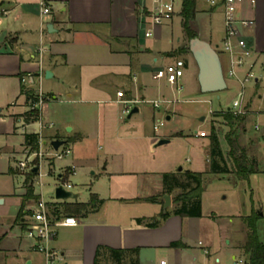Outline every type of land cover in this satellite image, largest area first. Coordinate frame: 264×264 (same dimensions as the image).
<instances>
[{
    "label": "crops",
    "instance_id": "crops-1",
    "mask_svg": "<svg viewBox=\"0 0 264 264\" xmlns=\"http://www.w3.org/2000/svg\"><path fill=\"white\" fill-rule=\"evenodd\" d=\"M201 1L196 0L192 29L206 41L208 36L212 37L202 33L197 24L199 15L203 19L217 9L206 0ZM42 4L49 8L48 14L42 12ZM153 8V0H0V256L11 258L16 264H44L24 235L34 200H24L25 176L16 172L15 161L26 148L25 133H18L22 121L16 119L25 108L22 89H41L47 95L43 91L47 86L50 100L60 113L54 117V127L42 132L43 143L47 144L48 139L64 141L71 153L59 169L73 166V176L82 177L89 189V196L83 201L75 200V195L74 199L60 202L58 213L63 214L65 202L87 203L91 194L102 200L85 217H77L78 226L57 230L52 245L62 253L64 263L93 264L97 249L102 247L137 249L139 264H186L191 248L184 226L193 218L171 215L161 219L162 212L175 208L172 199L177 192L170 194L171 205L164 211L162 175L199 171H184L181 167L176 170L179 161L173 168L155 162L157 141L166 139L170 143L182 140L183 135H152L144 124L152 125L160 107L167 114L166 120H170L171 106L178 101L168 95L175 86L156 78V71L176 60L184 62V74L189 69L192 73L195 66L189 63V55L179 52L185 39L181 0L180 9H174L172 19L161 25L151 22ZM238 16L254 22L241 32L264 67V0H256L254 5L245 2ZM146 32L152 33L146 37ZM244 72L241 69L238 73L242 76ZM247 88L245 124L248 116L255 118L254 123L258 118L264 119L258 117V112L264 111V101L256 93L257 88ZM238 94L239 91L237 97ZM133 108L138 111L128 118ZM45 115L42 109L41 117L50 119L47 111ZM201 131L205 132H198ZM198 132L196 138L200 137ZM255 134L264 140V129ZM202 138L205 143L200 144L198 152L208 171L209 140L208 136ZM249 144L255 146L252 140ZM221 150L225 153L228 147ZM256 151L248 154L259 172L261 164ZM50 162L54 165V159ZM36 177L34 193L44 199L42 190L38 192L36 188ZM261 209L256 207L252 211L258 210L261 217ZM9 217L12 219L6 220ZM154 221L159 222L157 227L146 226ZM173 242H180L181 247H170ZM199 242L202 241L197 245ZM239 244L232 245V260L238 258ZM204 247L213 254L211 245ZM209 253L204 264H222V259H212Z\"/></svg>",
    "mask_w": 264,
    "mask_h": 264
},
{
    "label": "rangeland",
    "instance_id": "rangeland-1",
    "mask_svg": "<svg viewBox=\"0 0 264 264\" xmlns=\"http://www.w3.org/2000/svg\"><path fill=\"white\" fill-rule=\"evenodd\" d=\"M202 2L201 0H198ZM174 9H180V0H174ZM199 15L198 23L202 33L208 36L207 42L217 51L219 54L221 64L224 73L227 71V57L221 53V40L224 37V23L222 10L217 9L211 13H207L206 16L201 19ZM197 22V21H196ZM203 36V38H206ZM150 39H153L151 37ZM218 45V46H217ZM184 47L187 48V40L184 39ZM189 55V63L195 66L192 73L190 69L186 70L185 74L181 78L182 89L179 91L177 87H174L172 91L168 93L170 98L178 100L171 106L173 113L170 120H166L167 114L163 107L156 109V117L152 120V125L145 123L147 132L152 135L156 133L159 135H171L178 134L183 135L182 140L175 139L170 143L158 145L159 149L155 153V162L162 165H173L179 161V165L176 166V170L183 168L184 171L188 169L196 170L202 173V193H201V216L193 217L192 220L187 222L184 226V232L186 233L187 243L190 245V250L187 252L186 264H204L206 256L203 249H200L197 245L198 241H202L204 246L211 245L213 248L212 259L218 256L222 259V264H235L231 259L232 245H236L237 242L241 243L245 238V227L241 223L243 217L249 216L253 208L261 207L262 213H264V140L258 138L253 130V124L255 118L248 116L246 118V124L244 127L247 131L235 128V133L240 134L241 142L247 144L252 140L255 146L252 147L248 144L249 153L253 150L256 151V156L260 161L259 172L252 174L248 180L235 181L230 175H213L209 173L205 168L201 159L200 144L205 143V139L202 137L196 138L195 132L204 130L206 136L210 133V128L214 126L219 132V140L221 142V148L226 149L227 143L225 140V134L229 131V127L220 117L215 116V112L226 111L228 108L233 107V100L237 97L239 86L234 79L226 76L227 89L219 93H207L203 94L199 90L197 81V67L190 52H184ZM250 85L248 86V88ZM247 88V89H248ZM44 92L51 96L50 88L44 86ZM179 91V92H178ZM53 100L46 102L47 107H43V114L46 111L50 115V119L46 122L55 123L54 117H56L60 110ZM25 108L23 113L18 115L16 119H20L22 122L34 120L36 116L35 109H32L30 104L24 101ZM45 106V105H44ZM46 116V115H45ZM203 118V120H202ZM127 120V119H126ZM264 122V119H260ZM162 123L159 126L157 132H154L153 126L155 124ZM245 123V122H244ZM138 128H145L142 125H138ZM245 129V130H246ZM39 130L38 122H34L26 127L27 133H36ZM44 132L46 130H43ZM53 131V129H48ZM19 134L25 133L22 125L18 129ZM42 139H45L42 134ZM158 141L156 142L157 145ZM67 144H63L59 147V151ZM39 150V149H38ZM37 150V152H38ZM43 157L34 155V151L28 148L22 149L17 155L15 163L25 161L26 166H39L41 167V173L43 176L36 184L38 192L42 190V196L45 200H51L54 196L55 185L57 184V174L64 173L65 169H59L68 159L67 156L62 157H50L49 152H55L51 148L50 140L42 148ZM100 153V152H99ZM51 159H54V165H51ZM158 164V165H159ZM55 167V169L53 168ZM18 174L22 175L19 171ZM27 172H23V176ZM38 177H36V180ZM22 180V178H19ZM69 181L72 184V192L76 195L77 201H83L89 196V189L85 180L78 175L70 177ZM41 182V186L39 183ZM179 191L176 192V194ZM173 204V202H172ZM32 206V205H31ZM17 207V206H16ZM255 211V210H254ZM255 212H258L255 211ZM12 217L6 218L11 220ZM257 234L259 239L264 242V215L257 221ZM205 248V247H204ZM238 258L244 259V252L241 249L236 251ZM196 259H192L193 257ZM0 264H16L11 258H4L0 256ZM106 264V263H105ZM107 264H112L107 263ZM211 264L212 261H211Z\"/></svg>",
    "mask_w": 264,
    "mask_h": 264
},
{
    "label": "built area",
    "instance_id": "built-area-1",
    "mask_svg": "<svg viewBox=\"0 0 264 264\" xmlns=\"http://www.w3.org/2000/svg\"><path fill=\"white\" fill-rule=\"evenodd\" d=\"M208 5L213 9H221L223 14L224 23V37L221 42V53L227 57V71L224 73V77L232 78L236 80L239 84L240 90L238 97L233 100V107L228 108L226 111L233 112L234 114H245L246 104H245V92L246 88L250 85L253 88H257L259 98L264 101V67L258 63L255 56L254 50L250 47L248 42L242 36V30L250 28L253 25V21L249 19L240 18L238 16L241 6L245 2H249L251 5L256 4V0H206ZM154 8L151 11V22L153 25H161L164 22L170 21L175 12L172 0H153ZM44 7L42 12L44 14L49 13V8L42 4ZM152 32H146L145 36L148 37ZM41 52V49H40ZM245 70L244 74L239 75V70ZM185 65L182 60H176L173 63L158 69L156 71L155 77L158 79H165L170 85L177 87L178 90L182 89L181 78L184 75ZM25 82V79H22ZM119 97H123L122 92H118ZM51 99L50 96L45 95L41 89L34 90L32 96L26 99L25 102L30 104L32 109H35L36 116L34 120L21 122L22 128L26 133L25 129L30 124L38 122L39 130L34 133L38 135V152L37 150H32L30 147H26L31 151H34V155H38L42 158L43 152L42 148L46 144L43 143L42 132L46 128H53L54 123L46 122L41 117V112L47 101ZM154 107H158L155 103ZM126 113L129 110H125ZM258 117L264 118V111L258 112ZM162 123L155 124L153 129L155 132L158 131L159 126ZM264 129V122H261L258 118L253 124L254 132L258 133ZM197 136H206L205 132H198ZM52 148V146H51ZM53 149V148H52ZM71 153L70 148L64 147L59 151V148L55 152H50L48 155L53 157H64ZM37 177L40 179L43 174L39 166ZM34 166H26L25 161H20L16 164V172L19 171L22 175L23 172H31L35 168ZM26 173V174H27ZM75 174V168L72 166L69 169H65L64 173L57 175L55 189L61 187L65 191H70L72 189V184L69 181L70 177ZM41 186V182L39 183ZM55 196V194H54ZM64 200L56 199L51 202H47L42 198H39L31 209H29V219L26 223L24 229L25 237L30 241V249L41 255L44 264H65L62 253L55 248L52 243L56 238L57 230L64 227H76L79 224L77 217L73 215H65L58 213V204ZM198 246L203 249L205 255L209 252L204 248L203 243L199 242ZM235 264H243L244 259L236 258L234 260ZM159 264H167L166 261H160Z\"/></svg>",
    "mask_w": 264,
    "mask_h": 264
},
{
    "label": "trees",
    "instance_id": "trees-1",
    "mask_svg": "<svg viewBox=\"0 0 264 264\" xmlns=\"http://www.w3.org/2000/svg\"><path fill=\"white\" fill-rule=\"evenodd\" d=\"M196 14V0H181L182 27L185 38L197 36L192 24ZM179 52H188V48H181ZM33 91L22 89V94L29 99ZM216 117L222 118L229 127V131L225 134V140L228 150L223 153L219 141V132L212 126L208 135L209 140V169L208 172L213 175H231L236 180H248L249 177L257 172L255 160L249 158V146L241 142L240 134L235 133L234 129L245 130V114H234L230 111L215 112ZM25 145L32 150L38 149V135L34 133H25ZM33 171L27 173L24 178L25 195L24 200H34L36 202L39 196L34 193L33 179L35 177ZM162 184L165 194H172L173 191H179L172 199L175 208L171 212H162L160 217L162 220L167 219L171 215L181 217H200L201 216V193L202 173L187 171L184 173H165L162 175ZM97 203H102L96 194H91L87 203H67L62 204L63 214L73 215L78 218L85 217L91 208ZM24 208V203L21 210ZM260 219L258 212L252 211L249 216L242 218V224L245 227V238L239 244V248L244 252L243 264H264V242H262L257 234V221ZM138 224L141 223L137 219ZM158 221L146 224L147 227H157ZM170 247H181L180 242H173ZM138 250H115L111 248H98L95 254L93 264H139L137 260ZM132 255L135 257L133 258Z\"/></svg>",
    "mask_w": 264,
    "mask_h": 264
},
{
    "label": "water",
    "instance_id": "water-1",
    "mask_svg": "<svg viewBox=\"0 0 264 264\" xmlns=\"http://www.w3.org/2000/svg\"><path fill=\"white\" fill-rule=\"evenodd\" d=\"M49 28V26L47 27ZM187 48L193 58L197 67V81L199 90L203 94L207 93H219L227 89L226 79L223 73V67L217 51L211 46V44L205 40L200 39L198 36L192 37L187 41ZM138 111L137 108H133L129 114L130 118L134 113ZM203 119V118H202ZM69 131L70 128H67ZM168 140L162 139L158 141L157 145L166 144ZM64 141L53 140L50 145L54 150H57ZM181 170V168H179ZM38 168L33 169L34 173H37ZM55 198L60 200L74 199L75 195L70 191H65L61 187H58L54 191ZM163 210L166 211L171 205L170 195H163Z\"/></svg>",
    "mask_w": 264,
    "mask_h": 264
}]
</instances>
